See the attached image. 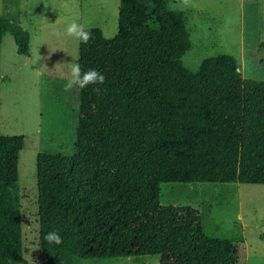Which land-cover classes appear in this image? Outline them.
Segmentation results:
<instances>
[{
    "label": "trees",
    "instance_id": "obj_1",
    "mask_svg": "<svg viewBox=\"0 0 264 264\" xmlns=\"http://www.w3.org/2000/svg\"><path fill=\"white\" fill-rule=\"evenodd\" d=\"M180 0H119L118 32L79 43L82 69L105 82L80 89L74 151L36 157L40 264L67 253L109 259L158 255L160 264H236L228 238L204 233L200 210L163 204L162 182L264 184V80L217 54L192 70ZM30 55V33L0 14V43ZM264 44V42H263ZM23 135H0V184L18 180ZM58 231L60 245L44 236ZM0 264H29L19 218L2 221Z\"/></svg>",
    "mask_w": 264,
    "mask_h": 264
},
{
    "label": "rangeland",
    "instance_id": "obj_2",
    "mask_svg": "<svg viewBox=\"0 0 264 264\" xmlns=\"http://www.w3.org/2000/svg\"><path fill=\"white\" fill-rule=\"evenodd\" d=\"M192 47L184 64L195 70L217 54L237 58L244 78L264 80V0H185ZM119 0H0V14L30 33V55L19 54L14 37L0 43V135H23L18 180L0 184L2 221L19 218L23 254L40 264L36 157L39 152L70 154L75 148L80 89L64 91L71 57L79 43L55 35L73 20L98 27L106 37L118 32ZM163 204H189L200 210L204 233L228 238L237 249L236 264H264V184L162 182ZM65 264H160L158 255L109 259L67 253Z\"/></svg>",
    "mask_w": 264,
    "mask_h": 264
},
{
    "label": "clouds",
    "instance_id": "obj_3",
    "mask_svg": "<svg viewBox=\"0 0 264 264\" xmlns=\"http://www.w3.org/2000/svg\"><path fill=\"white\" fill-rule=\"evenodd\" d=\"M188 4L189 0H185ZM55 35L63 37L65 39H75L78 43L88 44L92 39L91 30L86 29L83 23L76 20L67 23L64 26L63 31H56ZM66 83L64 84V91L71 92L73 88H79L81 90L87 88L89 85H97L94 91L99 94L101 91L100 85L105 82L104 74L95 69H89L84 71L77 59L71 57L70 63L66 69ZM44 240L49 244L60 245L63 243V239L58 231H50L44 236Z\"/></svg>",
    "mask_w": 264,
    "mask_h": 264
},
{
    "label": "crops",
    "instance_id": "obj_4",
    "mask_svg": "<svg viewBox=\"0 0 264 264\" xmlns=\"http://www.w3.org/2000/svg\"><path fill=\"white\" fill-rule=\"evenodd\" d=\"M31 37V36H30Z\"/></svg>",
    "mask_w": 264,
    "mask_h": 264
}]
</instances>
